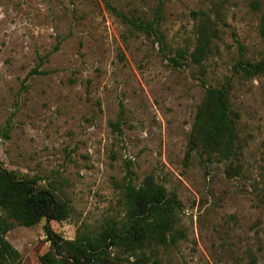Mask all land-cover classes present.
<instances>
[{"label": "rangeland", "instance_id": "374dc122", "mask_svg": "<svg viewBox=\"0 0 264 264\" xmlns=\"http://www.w3.org/2000/svg\"><path fill=\"white\" fill-rule=\"evenodd\" d=\"M109 1L151 21L160 8L165 38L106 0H0V158L70 206L50 222L13 220L22 264H42L47 223L67 240L121 225L123 186L148 175L178 198L171 239L149 256L264 264V73L244 69L264 59V0ZM222 85L238 131L228 159L194 145L206 89ZM112 253V264H152L140 249Z\"/></svg>", "mask_w": 264, "mask_h": 264}, {"label": "trees", "instance_id": "16d2710c", "mask_svg": "<svg viewBox=\"0 0 264 264\" xmlns=\"http://www.w3.org/2000/svg\"><path fill=\"white\" fill-rule=\"evenodd\" d=\"M107 6L124 22L137 31L164 39L160 28L161 10L151 20L128 16L117 9L109 0ZM260 31L264 38V13ZM173 61L180 60L174 57ZM244 69L253 75L264 73V59L258 62L248 60ZM228 87H208L206 99L200 104L195 122L194 145H201L205 150L233 158L236 154L238 131L228 102ZM119 125L118 122H113ZM126 205V217L120 225L112 219L97 232L79 230L74 239L63 238L49 223L45 225L49 250L40 255L42 264H112L116 257L113 247H122L136 252L142 251L152 264H162L161 258L146 252L151 245L166 244L171 239V231L177 220L178 198L167 191L166 187L148 175L141 184L128 182L123 186ZM70 206L61 201L56 193L40 187L36 179L19 177L14 170L4 166L0 158V264H22L21 252L7 238L14 221L21 225L33 226L43 218L47 222L69 215ZM153 249V248H152ZM153 252V251H152Z\"/></svg>", "mask_w": 264, "mask_h": 264}]
</instances>
